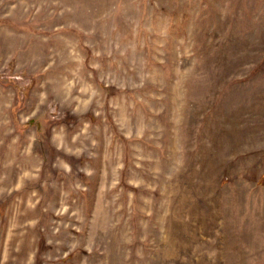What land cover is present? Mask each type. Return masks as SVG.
<instances>
[{"label": "rangeland", "instance_id": "374dc122", "mask_svg": "<svg viewBox=\"0 0 264 264\" xmlns=\"http://www.w3.org/2000/svg\"><path fill=\"white\" fill-rule=\"evenodd\" d=\"M0 264H264V0H0Z\"/></svg>", "mask_w": 264, "mask_h": 264}]
</instances>
